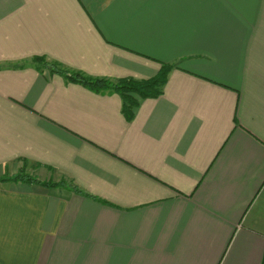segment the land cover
I'll list each match as a JSON object with an SVG mask.
<instances>
[{
	"label": "crops",
	"instance_id": "0c3cea01",
	"mask_svg": "<svg viewBox=\"0 0 264 264\" xmlns=\"http://www.w3.org/2000/svg\"><path fill=\"white\" fill-rule=\"evenodd\" d=\"M156 76L117 93L38 69ZM0 264H261L264 0H0Z\"/></svg>",
	"mask_w": 264,
	"mask_h": 264
},
{
	"label": "trees",
	"instance_id": "16d2710c",
	"mask_svg": "<svg viewBox=\"0 0 264 264\" xmlns=\"http://www.w3.org/2000/svg\"><path fill=\"white\" fill-rule=\"evenodd\" d=\"M33 64L38 69H48L51 73L60 74L68 82L82 84L96 92L119 94L123 100V113L128 120L133 119L135 109L139 106L141 99L158 97L163 93L169 74L174 68V64L164 63L159 73L151 78L139 79L135 77H121L118 79H111L88 75L59 62L48 60L45 56L33 57ZM0 68H2V66H0ZM8 180L36 181L51 187L68 186L72 187L77 192L91 196V194L83 192L73 180L68 181L67 179H61L58 181H41L28 173L25 166L22 167L15 176H0V181ZM261 264H264V256Z\"/></svg>",
	"mask_w": 264,
	"mask_h": 264
}]
</instances>
